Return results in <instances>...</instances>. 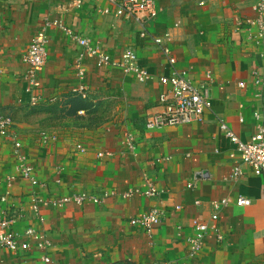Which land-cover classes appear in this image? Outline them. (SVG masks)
<instances>
[{"label": "crops", "instance_id": "crops-1", "mask_svg": "<svg viewBox=\"0 0 264 264\" xmlns=\"http://www.w3.org/2000/svg\"><path fill=\"white\" fill-rule=\"evenodd\" d=\"M73 1L81 7L65 10ZM156 2L159 14L141 37L143 25L137 20L98 12L110 6L107 0H0V114L17 116L30 105L24 56L47 17L63 19L74 33L114 58L127 47L134 49L152 76L142 83L118 68L98 66L64 30L49 29L38 103L61 100L64 92H78L81 85H107L117 97L120 117L91 130V139L84 142L25 135L13 119L8 132L0 135V217H19L16 230L31 225L44 231L50 247L42 251L33 246L20 254L0 248V264H264V181L233 155L234 145L219 128L225 122L246 142L264 121V35L259 36L256 22L261 17L264 21V14L256 10L259 0ZM167 32L172 36L164 39L163 47L169 49L165 54L153 38ZM169 57L175 58L174 65ZM173 68L195 83L209 72L212 106L201 121L148 131L146 117L163 89L158 77ZM16 141L45 187L19 177ZM106 151L112 155L97 157ZM238 165L243 173L235 177ZM200 171H207L209 178H201ZM144 177L159 195L141 194ZM188 183L194 186L188 188ZM32 193L41 198L84 193L99 202L70 201L36 213ZM240 196L251 203L236 205ZM222 199L228 203L212 221V204ZM154 206L163 214L150 230L131 222ZM194 220L208 223L209 230L201 251L189 256Z\"/></svg>", "mask_w": 264, "mask_h": 264}, {"label": "built area", "instance_id": "built-area-1", "mask_svg": "<svg viewBox=\"0 0 264 264\" xmlns=\"http://www.w3.org/2000/svg\"><path fill=\"white\" fill-rule=\"evenodd\" d=\"M108 7L98 9L101 14L113 13L116 16L126 18H133L143 25L140 36H147L145 25L153 21L159 14L156 0H107ZM81 2L73 1L65 7V10L72 8H80ZM256 10L260 15L264 14V0H259ZM259 28V36L264 35V21L259 18L256 21ZM176 26V24H175ZM52 28H59L64 30L67 35L82 47L86 55L95 58L98 66L115 67L127 74H132L137 81L146 82L152 76L148 70L139 63V58L136 51L132 48H125L118 58H114L109 52L105 51L101 46L93 43L88 37L80 36L72 31L61 18H49L44 20L41 28L33 37L30 45L25 51L24 59L28 64V70L25 75L27 82L26 92L29 95L30 104H36L40 101L41 96L37 93L38 76L42 70L47 59V43L49 39L48 31ZM170 32L165 33L163 37H154L153 42L162 47L165 54H168L169 49L163 47L164 39L170 38ZM81 55L78 59V74L84 75V68L81 65ZM170 64H175V58L169 57ZM212 76L209 72L206 73L203 81L195 83L190 80L183 72L173 68L168 75L158 77V82L163 89L158 95V103L152 112L148 113L145 120V129L148 131L158 130L167 126H178L182 124H189L203 120L204 113L212 106V98L210 93V83ZM256 82H259L256 80ZM240 87H244L243 83H239ZM84 86H80L78 91L85 97ZM256 118H260V113L254 112ZM242 121V119H240ZM13 124L10 116L0 114V135L6 134ZM220 131L228 138L234 145L233 155L240 157L241 163L248 166L254 175L262 177L264 181V121L257 127L256 132L251 136L249 141H242L240 137L223 121L219 123ZM132 137L128 135V144L133 147ZM15 152L20 160V165L17 168L19 177L29 182L34 187H45L44 183L39 181L34 169L26 161L25 156L21 151V144L19 141L15 143ZM81 147V146H79ZM109 151L98 152L97 157L103 158L111 156ZM232 155V154H231ZM241 165V164H239ZM235 166L233 169L234 176L239 177L243 170L241 166ZM198 175L203 178H209L207 171H200ZM145 190L141 192L144 196L155 197L159 195L160 190L148 178L144 177ZM188 188L194 186L193 183H188ZM136 192L139 190H135ZM5 197H1L4 202ZM30 203L33 211L39 212L41 207L45 206H59L70 201L82 202L90 200L92 202H99V199L93 195H86L80 193L73 197H59V198H41L38 194L32 193L30 196ZM198 202V201H197ZM227 199L213 202V210L211 213V220L215 221L218 218V211L226 206ZM251 203V200L246 197H238L236 205L246 206ZM177 209L180 206H176ZM162 210L158 206H154L148 213L139 219H132L133 224L140 223L145 228L150 230L153 224L158 223ZM40 217V216H39ZM19 217H0V248L10 250L15 254L25 253L33 246L42 251H47L50 247V242L46 237V233L29 225L23 230H16L14 225ZM41 219V218H40ZM194 235L188 239L189 256L197 255L204 244L206 233L209 230L208 223L194 220ZM221 239V235H217ZM34 242V244L32 243ZM44 261L48 262L50 259L47 255L42 257ZM159 264H171L169 261H164Z\"/></svg>", "mask_w": 264, "mask_h": 264}, {"label": "rangeland", "instance_id": "rangeland-1", "mask_svg": "<svg viewBox=\"0 0 264 264\" xmlns=\"http://www.w3.org/2000/svg\"><path fill=\"white\" fill-rule=\"evenodd\" d=\"M84 93L85 98L79 91L64 92L61 100L30 104L22 108L17 116H10L12 120H17L16 128L25 135L40 136L50 142H84L91 139V130L105 127L120 117L117 97L107 85L85 88ZM25 125L31 128L25 130ZM29 129L33 133L27 132Z\"/></svg>", "mask_w": 264, "mask_h": 264}]
</instances>
